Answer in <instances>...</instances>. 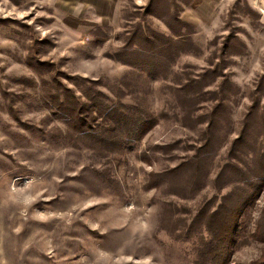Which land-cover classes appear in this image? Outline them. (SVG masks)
<instances>
[{"label": "rangeland", "instance_id": "1", "mask_svg": "<svg viewBox=\"0 0 264 264\" xmlns=\"http://www.w3.org/2000/svg\"><path fill=\"white\" fill-rule=\"evenodd\" d=\"M172 16L192 46L165 74L117 58L140 28L169 36ZM199 76L223 108L197 163L217 101L188 104L192 118L205 116L189 128L174 93ZM55 97L85 132L106 124L92 102L157 124L112 149L58 117ZM259 162L264 0H0V264H212L204 214L250 193L228 264H253L264 247Z\"/></svg>", "mask_w": 264, "mask_h": 264}, {"label": "trees", "instance_id": "2", "mask_svg": "<svg viewBox=\"0 0 264 264\" xmlns=\"http://www.w3.org/2000/svg\"><path fill=\"white\" fill-rule=\"evenodd\" d=\"M164 24L170 32L169 36L158 35L153 32H147L150 36L142 35L140 28L137 30V33L133 32L131 34L127 40L126 47L117 55V58L129 67L143 68L144 70L142 71L144 72L142 73H146L149 78H159V74H165L168 71V63L180 54L188 52L192 43L187 32V27L189 26L185 22L172 16V19ZM211 74L216 75L215 72ZM205 77L199 76L195 80L186 78V82L179 84L180 86L175 90L174 95L178 98L179 107L183 110L184 125L189 128H195L198 124L205 123L203 121V117L205 116L192 118L194 114L191 113L194 109L188 111V104L194 106L207 101H217L216 106H214L213 110L207 116L206 127L208 133L205 136L207 138L218 129L220 121L217 118V113L223 107L220 104L221 98L211 97V93L204 92L203 89L208 85L205 83ZM63 103L58 102L56 97L54 98V105L61 114L58 117L65 119L68 124H71L72 128H76L79 132L84 133L92 141L99 140L102 142L110 140L109 145L112 149H123L126 143L142 140L157 124L156 118H152L149 115L146 117L135 115L133 114L135 112L132 108L122 106L123 109L132 110L133 113H121L118 110L111 109L104 103L92 102L93 113L103 117L106 124L104 127L98 126L99 130L97 131L96 129L93 131L89 129L90 131L85 132L83 127H81L82 120L79 118L80 116L78 117L76 110L68 107L67 103H65L66 105ZM68 105L76 107L77 109L79 106L77 103H69ZM120 138L124 139L121 140ZM120 144L121 146H119ZM211 147L212 141L207 138L204 144L197 150V163L203 160V156L209 153ZM190 162L188 163L190 164ZM189 164H185V167L189 166ZM254 169L260 175L257 180L260 179L262 181L261 184H264V165L259 162L258 166L255 165ZM231 170L236 172L239 168L233 166ZM178 172H180L179 168H173L168 174H174L173 176L176 177L179 175ZM165 177L166 174L154 175V178L159 179L161 182ZM255 197V194L250 193L246 199L230 205L220 204L213 212L204 214L205 230L210 236L205 255L211 257L212 264L229 263L232 253L240 245V218L253 206V199ZM257 241L264 244L262 237L258 238ZM253 264H264V247L259 260Z\"/></svg>", "mask_w": 264, "mask_h": 264}]
</instances>
